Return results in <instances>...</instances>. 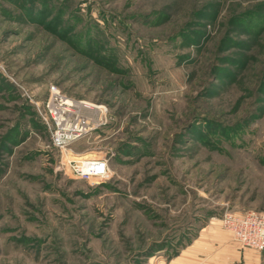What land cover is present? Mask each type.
I'll use <instances>...</instances> for the list:
<instances>
[{
	"label": "rangeland",
	"instance_id": "374dc122",
	"mask_svg": "<svg viewBox=\"0 0 264 264\" xmlns=\"http://www.w3.org/2000/svg\"><path fill=\"white\" fill-rule=\"evenodd\" d=\"M52 86L106 106L107 124L56 147L39 111ZM85 156L110 178L65 165ZM250 210L264 0H0V264L170 259Z\"/></svg>",
	"mask_w": 264,
	"mask_h": 264
},
{
	"label": "built area",
	"instance_id": "2783aa9c",
	"mask_svg": "<svg viewBox=\"0 0 264 264\" xmlns=\"http://www.w3.org/2000/svg\"><path fill=\"white\" fill-rule=\"evenodd\" d=\"M39 111L52 133L54 145L63 150L108 121L106 106L68 97L57 86L51 87L48 99ZM65 165L80 179L103 181L111 175L109 160L104 157L82 161L68 159ZM220 221L243 248L264 252V210L227 211Z\"/></svg>",
	"mask_w": 264,
	"mask_h": 264
},
{
	"label": "crops",
	"instance_id": "0c3cea01",
	"mask_svg": "<svg viewBox=\"0 0 264 264\" xmlns=\"http://www.w3.org/2000/svg\"><path fill=\"white\" fill-rule=\"evenodd\" d=\"M145 264H264V252L243 248L219 223L210 225L172 258H147Z\"/></svg>",
	"mask_w": 264,
	"mask_h": 264
},
{
	"label": "bare ground",
	"instance_id": "6f19581e",
	"mask_svg": "<svg viewBox=\"0 0 264 264\" xmlns=\"http://www.w3.org/2000/svg\"><path fill=\"white\" fill-rule=\"evenodd\" d=\"M86 159H93V157L91 156H85L83 158H79V159H76V160H79V161H82V160H86Z\"/></svg>",
	"mask_w": 264,
	"mask_h": 264
}]
</instances>
